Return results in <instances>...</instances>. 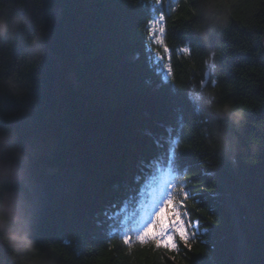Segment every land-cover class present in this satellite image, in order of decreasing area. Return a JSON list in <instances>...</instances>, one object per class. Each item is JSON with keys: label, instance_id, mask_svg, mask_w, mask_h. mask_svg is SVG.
Instances as JSON below:
<instances>
[{"label": "trees", "instance_id": "16d2710c", "mask_svg": "<svg viewBox=\"0 0 264 264\" xmlns=\"http://www.w3.org/2000/svg\"><path fill=\"white\" fill-rule=\"evenodd\" d=\"M30 1L34 8L11 0L28 20L35 12L27 27L0 39V65L8 70L0 76L17 70L35 35L42 33L52 53L43 44L25 95L0 91V131H15L32 155L42 250L55 247L68 257L62 264H264V0H162L164 45L149 35L159 15L154 0ZM129 125H147V141L164 127L180 133L171 160L185 183L180 193L192 195V252L179 242L178 251L156 243L129 251L95 236L86 216L100 212L91 185L96 172L101 179L113 173L98 157L121 146L113 141L121 132L128 137ZM51 187L70 197L54 213Z\"/></svg>", "mask_w": 264, "mask_h": 264}, {"label": "clouds", "instance_id": "9594fccd", "mask_svg": "<svg viewBox=\"0 0 264 264\" xmlns=\"http://www.w3.org/2000/svg\"><path fill=\"white\" fill-rule=\"evenodd\" d=\"M29 20L21 16L11 0L0 3V39L18 33ZM44 55L42 33L28 43L25 55L17 63L16 71L0 76V91L15 97L27 92L25 76L38 66ZM8 70L0 65V73ZM24 73V75H21ZM211 102V101H209ZM237 122L244 119L243 111L230 110ZM32 155L18 142L15 131H0V264H62L68 258L55 247L42 250L38 240L39 209L31 172Z\"/></svg>", "mask_w": 264, "mask_h": 264}, {"label": "snow or ice", "instance_id": "6c2138e0", "mask_svg": "<svg viewBox=\"0 0 264 264\" xmlns=\"http://www.w3.org/2000/svg\"><path fill=\"white\" fill-rule=\"evenodd\" d=\"M161 4L162 0H154L153 10L158 11L159 15L149 22V35L156 45H164V21L166 17L163 9L158 7ZM163 51L168 53L169 50L165 46ZM182 51L188 53L190 49L184 47ZM160 59H163V57H160ZM166 69L164 82L167 84V77L171 76L173 71L170 63L166 65ZM178 176L179 173L173 169L172 160L170 159L168 171L161 177L152 205L145 210L142 222L135 226L133 231L135 232V239L140 243L152 241L157 246L162 245L166 249L178 251L177 240H179L188 252H192L198 233L191 230L190 222L185 219V211H181L183 206L179 201L183 200L184 197H174L169 188L170 185L176 183ZM185 192L187 193L186 189ZM153 216L154 219H152ZM131 240L132 236L125 233L123 243L129 244Z\"/></svg>", "mask_w": 264, "mask_h": 264}, {"label": "bare ground", "instance_id": "6f19581e", "mask_svg": "<svg viewBox=\"0 0 264 264\" xmlns=\"http://www.w3.org/2000/svg\"><path fill=\"white\" fill-rule=\"evenodd\" d=\"M42 43L44 44V47L46 48L47 53L50 54L51 50L49 49L48 45L45 43V41L42 39ZM55 57V56H54ZM58 59L57 57H55V60ZM58 61V60H57ZM134 115H132V122L134 121ZM131 122V123H132ZM130 123V124H131ZM133 124V123H132ZM127 131L130 132L131 128L130 125L127 128ZM121 135L119 137L125 139L128 138L127 135H125L124 132L120 133ZM18 138V137H17ZM19 139V138H18ZM126 148H132L131 147H127V143L125 145ZM125 147L123 146H119V153H123L126 152L124 149ZM114 152L107 150V154L112 155ZM143 151H139L135 154V152H126L125 155L130 156V159H135L139 161L140 166H143V168H147L143 169L144 171L139 173V169H135V171L138 172V177H140V175L144 178V179H151V178H156L155 175V169H156V163L157 165H161V171L160 174H157L158 176L162 177L163 176V172H164V165L168 163L169 159H171V157H169L168 159H162L159 160L158 162H156L155 164H147L144 155L142 154ZM113 156V155H112ZM107 157V156H106ZM106 157H104L106 159ZM102 158V159H104ZM153 158V157H151ZM129 159V158H128ZM173 162V161H172ZM119 165V164H118ZM147 165V166H145ZM137 167V165L135 166V164H131L126 162L125 164H123L122 168L124 169H129V168H135ZM33 168L35 169V172L40 175L41 173L39 172L40 167L36 166L35 163L33 162ZM113 170V167H112ZM108 171V170H106ZM107 173V172H106ZM112 174V172H108L106 175L110 176ZM140 174V175H139ZM101 175V174H100ZM104 176V175H102ZM107 176V177H108ZM101 176H99V178H96L95 181H98V179H100ZM178 181H182L180 178H178ZM119 185L118 189L115 191V193L113 192H109L108 196L104 197L106 204H102L101 202H98L96 204L93 203L94 207H96V209H104L106 211L104 212H97L96 210H91V212H89L88 214L86 213V216L89 217V219L91 220V222L94 223L95 228H92L93 230H98L100 233H95V236L98 237L99 239H102L104 241H114L119 243L120 245L124 246L127 250H131L133 248H136L138 246H135L137 244H143L146 245V243H155L152 241H148L145 243H138L140 241H135V240H131L129 244H124L123 243V238L125 233H127L128 235L131 236L132 234V229L136 226L138 219H136V216H140L141 212L145 211V206L143 205V203L141 202V200H139L138 198H136V193H135V188L133 187L134 184V180H129L126 178H123L122 180L119 181V183H117V185ZM91 187H93L92 191H94V185H91ZM56 188L51 187V192L52 193H56ZM140 192V191H139ZM58 196L63 198V201L65 202L64 205H66L67 200H68V195L65 191H62L58 193ZM138 199V200H137ZM196 203V202H194ZM60 204H63L62 202H60ZM140 212H138V211ZM129 211L133 212L130 216H129ZM93 216H92V215ZM40 217V215H39ZM93 218V219H91ZM47 217H43V220H46ZM189 220V219H187ZM95 231V232H96ZM133 237L135 238V234L133 235ZM181 243L179 240H177V244ZM182 244V243H181ZM162 246V245H161ZM183 246V244H182Z\"/></svg>", "mask_w": 264, "mask_h": 264}, {"label": "rangeland", "instance_id": "374dc122", "mask_svg": "<svg viewBox=\"0 0 264 264\" xmlns=\"http://www.w3.org/2000/svg\"><path fill=\"white\" fill-rule=\"evenodd\" d=\"M29 4H30L31 8H34L32 2L30 0H29ZM32 11L35 12V10H32ZM29 20L30 21L32 20V16H30ZM36 32H38V31L36 30ZM51 53L52 52H50V54ZM166 106L167 105H164L161 108H166ZM164 113H169V110L168 109L164 110ZM160 121H162V119ZM158 123H162V122H158ZM146 127H147V125L146 126L144 125V126L140 127L136 131H132L131 130L130 133L128 134V138H125V139L121 138L118 141L114 140L113 142H116L115 145H119L120 144L123 147H125L126 143H127V147H131V145H132L133 149H131V148L129 149V148H126V147L124 148V149H126L125 151L129 152V153L131 151L132 153L135 152V154H136L138 152V150L139 151H143L142 154L144 155L145 159L148 158L146 160V163L147 164H153V163H155V160H154L155 158L159 159L160 156L163 157L164 144H165V142L168 139L169 132L170 131L173 132V130H175L174 129L175 126L174 127H170V128L169 127H166V128L164 127L162 129V132L159 135H156V136L154 135V137H156V138H152L151 137V139H148V141L146 140L145 137L142 139V134L145 132ZM154 129H156V128H154ZM126 134L127 133L125 132V135ZM107 149L108 148H105V151L103 153H101L100 156L99 155H97V156H99L98 158H100V160L103 161L101 163H106L108 166L112 165L113 173L110 176L106 175L108 172L104 173L103 175H105V178H102V179L100 178L99 181H95L96 179H94V183H95L94 187H96V188H95L94 191H92V193H90L91 194V196H90L91 200H93L92 202L94 204H96L97 201L101 202V200H103L102 204H106V201H105L104 197L108 196L109 192L115 193V191L118 189V187L120 185V184L117 185V183H119V181L122 180L123 178L129 179V180H134V184H133V186H134L136 181H138L139 178H140V177L138 178V175H137L138 172L135 171V169H139L140 168V170H139V173H140L142 171V169H146L148 167L147 165H145V166H147L146 168H143V166H140L139 161L135 160V159H130L129 154H128V156L125 155L126 152L119 153V149L120 148L114 149L115 151L112 150V148H111L112 152H114L112 154L113 156L110 155V154H107ZM97 156H96V158H97ZM104 157H106V159ZM151 157H153V158H151ZM102 158H104V159H102ZM126 162L131 163V164H135V166L137 165V167L124 169L125 170V172H124L122 166ZM101 165H104V167L106 166L105 164H101ZM100 174L101 173L96 172L95 175H94V178H96L95 176L99 177ZM59 181H56L55 183L58 184V185H65V184H62L61 180H59ZM70 181L68 179V180H65L64 183H67V184H69L71 186H73L75 184L76 188H77V186L79 184H77L75 182V180H74V182L72 181L73 184ZM57 182H59V183H57ZM85 185L86 186L88 185L87 182H86ZM67 187H68V185H67ZM76 188L73 189V188H69L68 187V189H73V191L75 193L78 192V191H76ZM91 188H93V187H91ZM61 189H63V188H61ZM59 191L62 192L64 190H59L58 188L56 189V193L57 194H55V195H57V198H55V204H53V206H51L52 209H50V211H49L50 213H52V212L54 213L55 207L63 199L62 197L60 199V197L58 196ZM51 197H54V195L52 194ZM69 199H70V197L68 198V200ZM62 203H63V201H62ZM44 207H45V204H43L42 208H44ZM99 211L100 212H104L105 210L104 209L103 210L100 209ZM2 254H4V253H2Z\"/></svg>", "mask_w": 264, "mask_h": 264}, {"label": "water", "instance_id": "95a60500", "mask_svg": "<svg viewBox=\"0 0 264 264\" xmlns=\"http://www.w3.org/2000/svg\"><path fill=\"white\" fill-rule=\"evenodd\" d=\"M54 57V56H53ZM0 251L2 252V253H4V250L3 249H0Z\"/></svg>", "mask_w": 264, "mask_h": 264}]
</instances>
